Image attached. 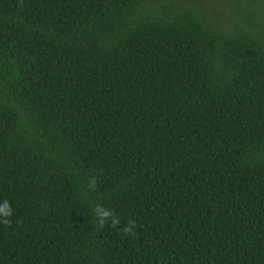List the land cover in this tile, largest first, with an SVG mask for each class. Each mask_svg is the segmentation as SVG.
Masks as SVG:
<instances>
[{
    "label": "trees",
    "instance_id": "obj_1",
    "mask_svg": "<svg viewBox=\"0 0 264 264\" xmlns=\"http://www.w3.org/2000/svg\"><path fill=\"white\" fill-rule=\"evenodd\" d=\"M4 201L0 264H264L253 11L220 25L175 0H0Z\"/></svg>",
    "mask_w": 264,
    "mask_h": 264
},
{
    "label": "rangeland",
    "instance_id": "obj_2",
    "mask_svg": "<svg viewBox=\"0 0 264 264\" xmlns=\"http://www.w3.org/2000/svg\"><path fill=\"white\" fill-rule=\"evenodd\" d=\"M180 5H191L196 7L201 17L208 22L227 25V17L235 16V6L246 12L253 11L254 19L261 22L264 27V0H175Z\"/></svg>",
    "mask_w": 264,
    "mask_h": 264
},
{
    "label": "clouds",
    "instance_id": "obj_3",
    "mask_svg": "<svg viewBox=\"0 0 264 264\" xmlns=\"http://www.w3.org/2000/svg\"><path fill=\"white\" fill-rule=\"evenodd\" d=\"M96 186V181L95 178H92L89 181V187L91 188H95ZM94 212L96 215H98L99 217H102V219L99 220V223L101 224V226L105 223L106 219L109 217H113L112 219V225L115 226L119 223V219L114 217V214L111 211H107L104 210L103 208H101L100 206H97L94 209ZM0 215H2L3 217L7 218L10 217L12 215V210H11V206L8 203V201H4L3 205L0 206ZM5 224L9 223L8 219H4L3 221ZM135 226V221H129L128 225L124 228L125 233H130L132 232V228Z\"/></svg>",
    "mask_w": 264,
    "mask_h": 264
}]
</instances>
